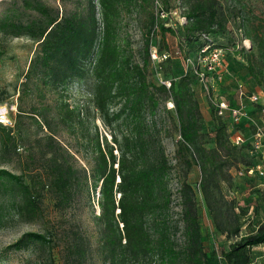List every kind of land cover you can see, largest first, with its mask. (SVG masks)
Wrapping results in <instances>:
<instances>
[{"label": "trees", "instance_id": "16d2710c", "mask_svg": "<svg viewBox=\"0 0 264 264\" xmlns=\"http://www.w3.org/2000/svg\"><path fill=\"white\" fill-rule=\"evenodd\" d=\"M81 1L85 7L83 12L58 13L38 0H20L22 9L34 12L37 18L22 22L6 15L0 19V33L12 38L25 37L36 44L25 75L27 82H35L38 89L50 92L64 91L75 81L91 83V104L102 125L107 129L122 126L125 132L118 138L110 130L109 142L98 134L89 140L92 146L89 170L75 168L70 162L73 158L49 138L50 157L45 177L36 174L25 183L20 175L0 169V189L10 195L11 209L24 223L41 218L40 205L45 190L53 193L61 210L71 207L82 189L87 195L89 192L97 194L98 213L93 221L97 227V255L101 264H209L201 240L193 189L185 182L178 192V221H171L168 187L171 167L163 149L150 147L146 139L149 129L146 111L150 106L155 108L157 103L146 80V68L132 61L126 45L120 41V31L124 12L151 9L145 47L147 62L144 64H147L149 39L157 34L163 39L166 34L176 35L180 31L187 41L197 44L201 35L212 36L223 30L214 1L188 3L183 15L185 22L176 27L169 19L159 18L160 13L173 11L164 9L162 0ZM183 6L182 1L184 9ZM243 29L250 49L248 55L241 53V49L234 57L239 63L247 58V75L261 88L253 92L242 84L244 92L264 99V25L261 22L251 25L246 21L238 30L241 33ZM230 46L233 51L241 47L240 43ZM196 74H200L196 69L187 72L177 81H170L168 87L161 85L159 90L171 96L181 149L190 157L186 166L199 168L200 191L216 231L238 237L239 224L224 229L218 222L217 206L222 198L219 184L227 182V170L240 159L245 158L246 166L251 167L260 157H250L248 142L240 147L231 144L229 119L218 117L215 111L214 146L205 147L199 131V107L191 90ZM246 106L249 116L255 114V109L259 111L258 105L246 103ZM112 107L117 111H111ZM245 128L242 123L237 129L247 138ZM6 131L7 144L15 150L17 144L12 131ZM4 217L0 207V227ZM178 225L181 231L177 237L175 226ZM54 234L51 231L25 233L8 250L39 251L44 256L33 264H57L55 253L60 254L61 264H88L93 258L94 250L85 235L69 232L61 239ZM263 244L264 224L231 243L222 254V262L249 264V250Z\"/></svg>", "mask_w": 264, "mask_h": 264}, {"label": "rangeland", "instance_id": "374dc122", "mask_svg": "<svg viewBox=\"0 0 264 264\" xmlns=\"http://www.w3.org/2000/svg\"><path fill=\"white\" fill-rule=\"evenodd\" d=\"M38 1L58 13L73 10L83 12L85 8L81 0ZM182 1L184 9L181 8ZM196 1L181 0L178 6L176 0H162L164 9L167 7L168 11L177 12L174 18L169 15L173 27L184 24L183 15L187 11L188 3L194 4ZM213 1L218 20L224 29L218 30L217 34L212 36L201 35L197 44L187 41L180 31L176 35L166 34L163 39L157 34L149 39V59L148 63L144 64L147 62L145 47L148 37V13L151 9H136L123 13L120 41L126 45L132 61L146 68V80L151 85L150 91L157 103L155 108L150 106L146 111L145 118L149 128L146 139L150 147L160 146L163 149L171 167L168 175L171 221H178V192L181 183L185 182L193 189L201 240L208 263L220 264L221 261V264H226L222 262V254L228 251L230 244L264 224V176H259L255 171L249 174L248 171L253 166L247 167L245 158L227 170V182L219 184L222 198L220 206H217L218 222L224 229L239 224L241 230L238 237H229L217 232L200 191L199 168L195 165L186 166L190 157L181 149L179 125L171 96L169 92L159 90L161 85L168 87L170 81H177L192 70L203 73L201 79L196 74L197 78L192 82L191 90L199 107V131L203 136L202 140L206 148H212L216 127L212 100L222 98L235 102V90L239 83L253 92L261 89L256 87L247 75V58L239 63L234 55L241 52V49V53L248 55L251 44L245 40L244 29L241 33L238 29L246 24V21L251 25L258 22L264 25V3L260 0ZM20 4V0H0V19L6 15L14 16L22 22L37 18L34 12L23 10ZM97 18L100 21L99 15ZM233 43H240L241 47L233 51L230 48ZM204 48H207L206 60L202 62L199 60V54ZM35 49L36 44L25 37L12 38L0 33V169L20 175L25 183H29L36 174L45 177L47 160L50 157L49 138L73 158L70 162L75 168L89 170L92 165V146L89 140L98 134L105 136L109 142L110 130H113L118 138L120 133L125 132L122 126L114 125L107 129L102 125L91 104V83L75 81L64 91L50 92L38 89L35 82H27L25 75ZM215 50L223 52L220 54L218 66L210 62L211 54ZM153 53L159 57L165 55L167 59L152 60ZM111 111L116 112V107H112ZM253 111L255 114L251 117L264 128V113L256 109ZM6 129L12 131L17 144L15 150L7 144ZM245 130L249 138L250 128L246 127ZM249 155L257 157L251 153V149ZM79 192L74 204L61 210L53 193L45 190L40 205L43 212L41 218L35 222L24 223L15 217L11 209L10 195L0 189V207L5 214L0 227V264H33L37 258L43 257L39 251H12L8 250V247L25 233L46 231L57 234L61 239L69 232L85 235L94 250L93 258L88 264H101L97 255V227L93 221V216L98 213V195L90 192L87 195L85 189ZM175 228L178 237L180 226ZM55 258L57 264L62 263L60 254L55 253ZM249 258V264H264V244L251 248Z\"/></svg>", "mask_w": 264, "mask_h": 264}, {"label": "built area", "instance_id": "2783aa9c", "mask_svg": "<svg viewBox=\"0 0 264 264\" xmlns=\"http://www.w3.org/2000/svg\"><path fill=\"white\" fill-rule=\"evenodd\" d=\"M178 2V6H180L181 0H176ZM157 6V1L155 2ZM176 10L172 11L169 14L160 13L159 18L161 19H169V15L173 18L176 16ZM172 19V18H171ZM171 21V20H170ZM207 48H204L200 51L199 60L205 62V52ZM215 50L211 57V61L213 65L218 66L220 54H223L222 51ZM152 60H164L167 57L165 55L159 57L156 53L151 54ZM198 76L203 77V73L198 74ZM246 103L251 105H258L259 111L264 113V99L257 94L247 95L244 92V88L242 84H238L235 90V102L232 106L229 101L226 99H213L212 104L214 107V111L218 117L227 118L229 119L230 126H231V134L229 140L231 144L235 147H240L246 142L249 143L251 153L255 154L256 156L260 157V160L248 171L249 174H253L255 171L259 176H264V128L259 124V122L254 119L253 117L249 116L247 112ZM245 123V127L250 128V135L249 138H245L240 130L237 128L242 124Z\"/></svg>", "mask_w": 264, "mask_h": 264}, {"label": "bare ground", "instance_id": "6f19581e", "mask_svg": "<svg viewBox=\"0 0 264 264\" xmlns=\"http://www.w3.org/2000/svg\"><path fill=\"white\" fill-rule=\"evenodd\" d=\"M1 113V112H0Z\"/></svg>", "mask_w": 264, "mask_h": 264}]
</instances>
